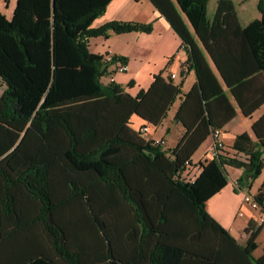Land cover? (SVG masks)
<instances>
[{"label":"trees","instance_id":"1","mask_svg":"<svg viewBox=\"0 0 264 264\" xmlns=\"http://www.w3.org/2000/svg\"><path fill=\"white\" fill-rule=\"evenodd\" d=\"M185 52L181 92L161 71L135 94L103 81L109 61L87 38L151 30L152 21L108 20L90 26L108 0H15L0 11V264H264L253 254L261 222L249 218L235 238L205 209L240 168L246 192L264 158V110L234 134L231 152L198 160L199 143L234 115L264 102V0L240 24L232 0H149ZM179 1V0H178ZM128 85L131 84L129 81ZM179 97L181 125L165 147L130 126L136 115L156 125ZM253 199L264 211V177Z\"/></svg>","mask_w":264,"mask_h":264},{"label":"crops","instance_id":"2","mask_svg":"<svg viewBox=\"0 0 264 264\" xmlns=\"http://www.w3.org/2000/svg\"><path fill=\"white\" fill-rule=\"evenodd\" d=\"M179 13L183 15V9L186 4V0H173ZM15 0H0V11L6 16L10 17L12 13V9L14 7ZM258 16V11H257ZM255 16V17H257ZM254 18V17H253ZM135 20V21H152V25L154 29L158 33L157 37V45H160L165 53H172L173 56L177 57L175 61V66L179 68L182 65V62L185 59V52L183 49L178 48L180 44V40L178 36L171 29L167 21L161 16L158 11L154 8V6L150 3L149 0H108L106 3L104 10L94 16L90 21V26L95 27L98 26L108 20ZM252 19V18H251ZM248 20H245L246 23ZM243 23V24H244ZM142 31H126L120 33H109L107 36L96 35L90 36L87 38V43H91L92 47L88 46V49L93 52L101 53L97 47V41L100 44L105 45L104 53H101L103 56L106 54H117L124 55V51L122 48L115 45V41H128L133 36H141L137 34H141ZM176 50H178L176 52ZM126 68L123 71H112L113 65L111 63L107 64L106 70L110 72L112 76V80L118 83L123 87L125 91H128L130 94L133 87L126 86L129 78L131 77V73H127L130 71L131 67L128 65L127 59H125ZM157 68L152 69L150 71H157ZM170 69V68H169ZM161 71V70H159ZM173 71L175 74V69L169 70V72ZM191 72L192 75L188 79L187 86L181 89V92L188 89V87L194 81V73L190 69L187 71L186 76ZM156 72H152L151 75ZM162 74V72H161ZM163 75V74H162ZM185 76V77H186ZM176 77V76H175ZM174 77V78H175ZM185 77L183 79H185ZM180 78V77H179ZM178 79V78H177ZM103 81H106V78H102ZM151 80V79H150ZM172 81L177 83L176 79ZM150 82V81H149ZM148 83V82H147ZM149 84V83H148ZM0 92L3 87V82L0 80ZM179 97H177L168 107L166 111V119L162 117V119L154 125V127L147 134L150 138H161L165 147H170L169 144L166 145L165 134L170 131V128H173V135L170 140L172 145L175 143L177 137L181 132V125L176 122H172L171 118L175 111V108L178 104ZM264 110V102L261 103L257 108H255L249 115L244 116L239 108L234 104V115L229 118L224 124L220 127L221 129V137L224 142V149L231 152L229 145L233 140V136L235 133L240 131H246L251 137H253L250 124L251 122ZM130 126L132 128H136L139 124L143 123V120L136 115H131L129 118ZM163 123V126L161 124ZM161 126V127H159ZM173 126V127H172ZM163 131V132H159ZM157 132V133H156ZM209 140V134L199 143V145L195 148V150L190 155V164L191 171L195 170V164L198 160L202 161L203 159H210L207 154V143ZM169 141V140H168ZM171 145V146H172ZM226 170V183L216 192H214L208 199L205 201V209L206 211L217 220L223 227H225L235 238L239 241L240 238L244 235L242 232V228L245 225L246 221L249 218H253L256 221V210L251 209L247 204L245 206L242 201L243 190H234L233 186L235 183L236 177L240 173V168L233 166H225ZM264 177V158L263 165L260 173L251 181L249 188L247 191L250 194H253L260 181ZM264 205V200H263ZM238 212L241 214L238 215ZM257 222V221H256ZM264 227V221L261 222V228L258 231L255 242L256 246L253 249V254L255 256L259 255L262 250V246L264 245V239L257 242V236L260 231Z\"/></svg>","mask_w":264,"mask_h":264},{"label":"rangeland","instance_id":"3","mask_svg":"<svg viewBox=\"0 0 264 264\" xmlns=\"http://www.w3.org/2000/svg\"><path fill=\"white\" fill-rule=\"evenodd\" d=\"M215 1L216 0H207L206 2V15L208 17H210L212 14L213 8L215 6ZM232 2L240 24H243L247 19H251L257 16V9L255 7L256 0H232ZM137 35L141 36H133L128 41H115V45L122 48V50L124 51V55L120 56H123L125 59H127L128 65L129 67H131L130 71L127 72L132 74L128 80V82L130 81L131 84H126L128 88L131 86L133 87L131 93L135 94L139 88H145L148 85L151 79V73L157 72L150 70H155V68H157L156 70L158 71L161 70L163 75H167L169 70H172V68H174L176 77L173 78V80L176 79V82H181L180 90L185 88V86H187L189 77H191L190 75H192L191 72L187 76V72H183L181 74V66H179V68L175 66L177 57L172 55L173 52L167 54L163 51L160 45H157L158 33L154 29L153 25L151 26L150 31L142 32L141 34ZM97 42V47H99L98 50L101 53H104L106 43L102 45L99 41ZM88 46L92 47L91 43L88 42L87 47ZM184 77L185 79H183ZM166 115L167 114L165 113V121H167ZM161 126H163V123L161 124ZM153 127L154 125H150L149 130L146 131L145 134H148ZM172 135L173 128H170V131L165 134V138L167 139L166 145H172V143L170 142ZM243 204L247 206L245 203ZM243 237L244 235L242 236V238H240V240H242ZM262 239H264V227L257 236V242Z\"/></svg>","mask_w":264,"mask_h":264},{"label":"built area","instance_id":"4","mask_svg":"<svg viewBox=\"0 0 264 264\" xmlns=\"http://www.w3.org/2000/svg\"><path fill=\"white\" fill-rule=\"evenodd\" d=\"M178 48L182 49V47L180 45ZM177 51L178 50H176V52ZM110 58H111V54L104 55V59L106 61H109ZM109 63H111L113 65L112 71H119L120 72L126 68L125 62L122 61L121 59H119L118 57H116L115 59L112 60V62H109ZM167 76L172 79L176 76V74L173 71H171V72L167 73ZM101 78H106V81L112 80V76H111L110 72H108L107 74H103L101 76ZM149 128H150V124H148V123L139 124L136 127V129L146 139H152L154 142L159 141L164 145L163 140L161 138H150L147 136V134H145V132L148 131ZM223 148H224V142H223V139L221 137V129L218 127H215L209 133V140L207 143V154L211 158L213 155H215V153L219 152ZM191 168H192L191 164L188 162H185L184 168L181 170V174L185 175L188 178L192 177L194 170L191 171ZM242 201L245 204H247L251 209L256 210V221L257 222L264 221V211L259 207L257 202L253 199L252 194L243 190ZM240 214L241 213L238 212V215H240Z\"/></svg>","mask_w":264,"mask_h":264}]
</instances>
